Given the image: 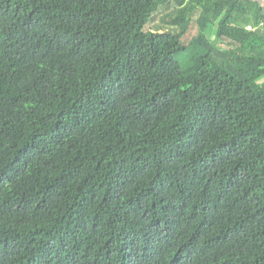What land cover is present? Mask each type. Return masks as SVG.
I'll return each mask as SVG.
<instances>
[{"label":"trees","instance_id":"16d2710c","mask_svg":"<svg viewBox=\"0 0 264 264\" xmlns=\"http://www.w3.org/2000/svg\"><path fill=\"white\" fill-rule=\"evenodd\" d=\"M7 170L15 264H264V0H0Z\"/></svg>","mask_w":264,"mask_h":264},{"label":"clouds","instance_id":"9594fccd","mask_svg":"<svg viewBox=\"0 0 264 264\" xmlns=\"http://www.w3.org/2000/svg\"><path fill=\"white\" fill-rule=\"evenodd\" d=\"M36 73L32 72V74ZM0 186H7L10 191V198L3 197L2 203L4 204L3 208L0 209V264H15L16 261L9 260L10 255H12L14 241L13 236L9 232L7 224H24L32 222L27 216L25 211L29 210L28 208H35V199L30 201H24L21 197L19 189L17 187L18 177L15 171L7 170L1 174ZM73 177H81V174L77 167L74 168L72 172ZM37 205V204H36ZM21 209L24 210V213H21ZM179 226L176 228L178 229ZM157 236V235H156ZM154 236V242L156 252L152 253V264H188L189 257L192 252H186L182 247H177V253L173 256V259L170 260L168 256L164 254L169 249V245L174 243L175 239L178 237L174 232L168 231L164 233L161 237ZM182 240L179 238V241Z\"/></svg>","mask_w":264,"mask_h":264},{"label":"rangeland","instance_id":"374dc122","mask_svg":"<svg viewBox=\"0 0 264 264\" xmlns=\"http://www.w3.org/2000/svg\"><path fill=\"white\" fill-rule=\"evenodd\" d=\"M159 22H161V21H159V17H157L154 22H150L147 25V29L146 30H148L149 28H151L155 23H159Z\"/></svg>","mask_w":264,"mask_h":264},{"label":"built area","instance_id":"2783aa9c","mask_svg":"<svg viewBox=\"0 0 264 264\" xmlns=\"http://www.w3.org/2000/svg\"><path fill=\"white\" fill-rule=\"evenodd\" d=\"M249 27V26H248Z\"/></svg>","mask_w":264,"mask_h":264}]
</instances>
